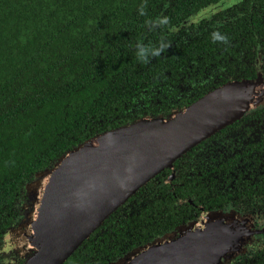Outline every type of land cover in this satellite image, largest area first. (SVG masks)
Returning <instances> with one entry per match:
<instances>
[{"label": "flooded vegetation", "instance_id": "obj_1", "mask_svg": "<svg viewBox=\"0 0 264 264\" xmlns=\"http://www.w3.org/2000/svg\"><path fill=\"white\" fill-rule=\"evenodd\" d=\"M131 1H141L156 12L137 11L139 15L147 11L150 38L139 45L133 35L129 50L119 47L122 55L95 41L89 54L79 52L78 60L67 63L65 69L72 79L76 77L80 100L63 104L65 118L51 117L58 134L82 135L80 145L100 131L169 117L233 83L245 82L264 96V0ZM173 16L174 21L166 20ZM150 28L156 32H149ZM107 64L111 67L104 68ZM120 67L134 72L127 78L132 79L129 86L81 97L92 88L87 87L89 72L102 77V72H121ZM103 91L112 104L99 98ZM90 100L96 101L97 111L88 105ZM70 108L78 113L68 114ZM74 119H80L81 134L70 127ZM7 131L1 130L0 135ZM13 150L10 145L0 146V169L9 168L6 173L15 165ZM49 151L46 166L56 161ZM38 173L17 188L11 206L6 207L10 222L0 221V264L25 261L16 231L35 208L34 204L27 207L25 191ZM232 216L240 222L237 228L221 225V219L230 223L227 217ZM108 217L116 228L109 244L97 253L98 263L109 264L136 247L167 238L199 248L195 260L201 264H264V103L253 105L182 152ZM206 223L213 228H206ZM198 225L202 227L193 228ZM99 227L88 238L102 237L112 229Z\"/></svg>", "mask_w": 264, "mask_h": 264}, {"label": "trees", "instance_id": "obj_2", "mask_svg": "<svg viewBox=\"0 0 264 264\" xmlns=\"http://www.w3.org/2000/svg\"><path fill=\"white\" fill-rule=\"evenodd\" d=\"M139 2L0 0V131L8 130L0 135V146H12V159L15 161L9 172L6 173L9 168L0 169V221L3 223L10 222L11 216H5L6 210H9L6 207L11 206L17 188L24 187V183L33 178L34 172L51 168L83 139L82 135L71 137L67 133L58 134L51 121V117L65 118L64 103L74 104L80 100L75 93L79 92L76 90V77L72 79V74L65 69L67 63L72 59L78 60L79 52L89 54L95 41L104 42L108 52L122 55L119 47L129 50V45H134L133 35L138 38L139 45L148 40L150 35L146 29L150 21L146 19V13L156 12ZM141 9L147 11L139 15L137 11ZM174 17L166 20L174 21ZM149 32H156V29L150 28ZM106 66L104 68L111 67L109 64ZM133 68L136 67L133 65ZM119 69L121 72H102V77L99 72H89L87 87L92 88L88 89L89 94L83 91L81 97H89L100 89L120 90L129 86L132 79L127 78L134 72H123L122 67ZM110 73L114 75L111 77ZM104 91L98 94L99 98L112 104L105 98ZM89 102L93 111H97L99 106L96 101ZM71 108L68 114L73 116L75 109ZM72 122L70 127L81 134L80 119ZM90 138L87 136V139ZM49 149L48 156L53 155L56 161L46 166ZM25 200L29 208L34 195L29 194L28 188ZM99 228L112 229H108L102 237L95 238L92 234L63 264H105V260L98 263L100 259L96 255L109 244L111 231L116 226L108 217Z\"/></svg>", "mask_w": 264, "mask_h": 264}, {"label": "water", "instance_id": "obj_3", "mask_svg": "<svg viewBox=\"0 0 264 264\" xmlns=\"http://www.w3.org/2000/svg\"><path fill=\"white\" fill-rule=\"evenodd\" d=\"M255 92L245 82L225 85L169 117L142 119L92 137L38 173L28 185L35 208L16 231L23 264H63L154 173L255 105ZM227 218L230 223L221 219V225L237 228L238 219ZM197 252L162 238L109 264H201Z\"/></svg>", "mask_w": 264, "mask_h": 264}, {"label": "rangeland", "instance_id": "obj_4", "mask_svg": "<svg viewBox=\"0 0 264 264\" xmlns=\"http://www.w3.org/2000/svg\"><path fill=\"white\" fill-rule=\"evenodd\" d=\"M259 103H264V96H262L260 90L257 89L255 92V105Z\"/></svg>", "mask_w": 264, "mask_h": 264}]
</instances>
